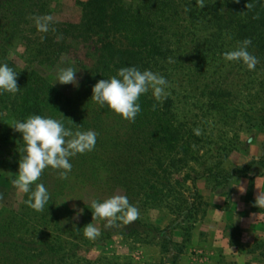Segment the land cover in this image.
I'll list each match as a JSON object with an SVG mask.
<instances>
[{
    "label": "rangeland",
    "instance_id": "obj_1",
    "mask_svg": "<svg viewBox=\"0 0 264 264\" xmlns=\"http://www.w3.org/2000/svg\"><path fill=\"white\" fill-rule=\"evenodd\" d=\"M85 1L49 0V15L55 23L76 22ZM135 1L125 0L129 4ZM259 28L260 25L253 22L246 29L254 33L248 38L252 41L248 51L258 60L253 70L241 62L223 59L224 52L238 48L239 42L247 39H229L230 36L224 34L222 40L215 39L210 47L206 46L203 55L195 53L178 61L173 59L171 67L165 62L155 70L152 66L153 72L168 81L167 97L157 102L151 91L142 95L150 103L145 101L146 107L131 123L122 119L118 125L121 118L113 114L105 124L108 137L120 136L121 139L103 140L98 133L97 141L100 137L105 144L96 143L95 147L100 148L95 149L98 158L84 171L72 166L67 179L57 180L53 178L56 171L49 168L46 187L54 189L55 194L45 206L47 212L45 209L32 210L24 203L27 195L13 188L11 179L17 170L0 174V210L14 208L18 217L21 212L26 213L28 221L18 233L25 241H34L31 245L43 247L40 256L34 257L31 264H137L136 252L140 247L137 239L159 238L164 248L169 239L173 241L174 233L171 226L163 234L154 231L150 223L153 213L144 205L146 194L150 192L147 181L154 184L151 189L154 193L158 189L161 197H167L165 201L174 205V211H183L186 207L184 197H193L198 204L196 216L200 219L206 203L199 190L195 191L198 180L206 181L214 191L229 198L235 183H251L261 173L263 160L246 167L253 158L250 142L264 139V43ZM208 30L219 31L213 26ZM206 31L201 34L205 35ZM224 31L228 29L222 28ZM99 35L61 37L59 41L65 39L66 44L63 52L55 54L52 51L49 57L31 58L25 50L26 44L22 43L14 46L8 57L20 69L35 71L33 78L39 85L49 83L73 95L79 88L80 74L84 72L81 67L87 70L97 59L101 44ZM23 37L26 39L27 35ZM30 37L38 38L39 34L31 32ZM174 45L181 50L195 46L192 42L175 44L171 41V49ZM30 58L34 62L29 67L27 61L30 60L26 59ZM61 67L77 70L78 86L55 82L56 71ZM6 112L1 111L0 115ZM196 129L200 130L199 135ZM88 155L93 156V151ZM230 172H233L232 178L227 181L223 176ZM88 177L93 183L86 182ZM113 194L127 195L129 202L138 207L139 218L131 224L117 222L112 227L94 220L100 235L95 240L85 238L83 227L92 222L91 200L103 201ZM80 209L82 214H78ZM175 214L176 224H179L180 213ZM254 245L256 252L251 253L246 264H264V237ZM12 247L7 246V251ZM169 262L172 263L171 259Z\"/></svg>",
    "mask_w": 264,
    "mask_h": 264
},
{
    "label": "trees",
    "instance_id": "obj_2",
    "mask_svg": "<svg viewBox=\"0 0 264 264\" xmlns=\"http://www.w3.org/2000/svg\"><path fill=\"white\" fill-rule=\"evenodd\" d=\"M49 14V0H0V62L8 63L17 72V86L20 88L15 95H0V112L7 111L5 115H0V174L18 171L21 158L18 150L22 137L11 125L16 120H24L33 114L60 119L66 127L74 130L77 127L82 131L94 130L103 140H120V136L108 137L105 126L113 113L96 105L91 96L92 87L97 81L115 75L122 67L135 66L140 70H151L154 66L155 70L158 65L162 67V62L171 67L169 58L178 61L181 57L195 53L203 55L207 50L206 46L210 47L215 39L222 40V34L236 39L251 38L254 33L246 29L251 27L253 22L260 25L259 36L264 43V0H204L203 8L197 0H136L131 4L125 0H86L82 3L78 21L60 24L53 21L47 32L39 31L37 18L50 16ZM211 26L219 31L210 32L208 29ZM222 28L228 29V32L223 33ZM205 30L208 33L201 34ZM31 32H37L39 37H30ZM87 33L101 34V44L97 49L98 56L94 64L87 70L81 67L84 72L80 74L79 88L73 95H67L49 83L39 85L38 80L33 78L35 71L20 69L8 57L12 48L22 43L26 44L25 50L31 58L49 57L53 52L59 54L66 45L65 39L59 41L61 37H78ZM23 35H27V38L24 39ZM170 40L175 44L192 42L195 46L193 49H188L187 46L181 50L179 47L175 49L174 45V50L170 47ZM31 58L26 59L30 60L27 61L29 67L34 62ZM145 101L150 103L146 97L141 96V109L146 107ZM121 120L118 119V125L122 123ZM100 137V141L96 143L102 146L105 143ZM96 148L100 150L95 147L93 156H89L87 152L79 154L77 159L73 158L71 163L74 169L84 171L86 166L92 165L98 158ZM258 160L262 158L251 160L246 167ZM48 170L49 168L44 170L38 181L45 186ZM232 173H225L223 177L228 181L232 178ZM258 175L259 173L256 176ZM53 178L60 179L57 172ZM86 182L93 183V179L89 178ZM144 187L146 188V185ZM147 187L150 192L146 194L148 197L144 201L146 207L151 209L162 204L171 207V204L165 201L167 197L160 196V190L157 189V193L151 190L154 188L153 183L147 181ZM49 191L51 196L55 194L54 189ZM195 191L197 192V189ZM183 203H186L185 209L175 212L181 214L179 222L182 225L184 242L178 244L169 239L164 246V251L170 252L172 248L176 253L171 262H176L198 221V204L193 197H184ZM23 208H26L25 204ZM44 209L47 212V207ZM14 210H0V264H31L34 257L40 256L43 247L31 245L34 241L27 242L19 235L18 230L25 225L26 213L21 212L18 217ZM165 230L154 228V231L160 234L166 232ZM7 246H13L11 251H7Z\"/></svg>",
    "mask_w": 264,
    "mask_h": 264
},
{
    "label": "clouds",
    "instance_id": "obj_3",
    "mask_svg": "<svg viewBox=\"0 0 264 264\" xmlns=\"http://www.w3.org/2000/svg\"><path fill=\"white\" fill-rule=\"evenodd\" d=\"M197 3L201 8L204 7V0H197ZM52 22L51 16L36 20L37 27L42 32H47ZM251 44V39H244L239 42L238 48L224 52L223 59L226 62H241L249 70H253L258 60L248 51ZM168 62L173 61L169 58ZM76 71L74 67L58 68L55 82L78 86ZM16 77L17 72L8 63L0 62V95H15L19 91ZM167 86V79L159 73L127 66L118 69L115 75L97 81L92 87L91 100L100 108H107L114 115L131 123L141 112L140 97L151 91L153 98L162 102L167 97ZM11 126L22 137L18 150L21 158L18 171L11 179L12 186L17 192L27 195L24 203L28 207L43 211L51 199L49 189L44 183L38 182L44 170L50 168L55 170L61 179H67L72 170L71 159L78 154L93 151L98 133L91 129L82 131L79 127L74 130L66 127L60 119L39 114L16 120ZM195 133L199 135L200 130L196 129ZM255 204L264 207V193L258 195ZM90 208L92 222L83 227V235L89 240H95L100 235L94 220L104 221L105 227H112L117 222L131 224L140 215L138 207L130 203L128 196L123 194H113L103 201L93 199ZM82 212L80 209L78 214Z\"/></svg>",
    "mask_w": 264,
    "mask_h": 264
},
{
    "label": "crops",
    "instance_id": "obj_4",
    "mask_svg": "<svg viewBox=\"0 0 264 264\" xmlns=\"http://www.w3.org/2000/svg\"><path fill=\"white\" fill-rule=\"evenodd\" d=\"M253 159L262 157L261 173L251 183H235L230 197L214 191L206 181L198 180L199 190L206 203V209L185 244L176 262L168 263L176 254L171 248L164 251L159 238L151 241L137 239L140 244L136 252L137 264H246L251 253L256 252L255 242L264 237V207H258L255 201L264 193V139L250 142ZM174 205L165 204L151 208V225L156 229H173L174 243L184 242L182 225L176 224L177 215ZM176 224V226H175ZM255 256V255H254Z\"/></svg>",
    "mask_w": 264,
    "mask_h": 264
}]
</instances>
